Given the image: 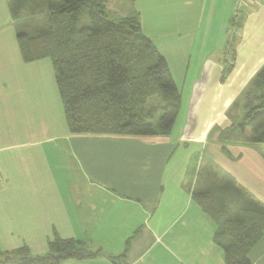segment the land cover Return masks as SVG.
<instances>
[{
    "label": "crops",
    "instance_id": "obj_1",
    "mask_svg": "<svg viewBox=\"0 0 264 264\" xmlns=\"http://www.w3.org/2000/svg\"><path fill=\"white\" fill-rule=\"evenodd\" d=\"M111 1V19L139 16L187 92L185 121L168 136L71 135L51 61L24 62L13 1L0 0V260L45 255L58 237L102 253L61 264H225L192 193L211 160L264 208V145L249 131L221 138L260 95L264 0L238 15V0ZM249 258L264 264V237Z\"/></svg>",
    "mask_w": 264,
    "mask_h": 264
},
{
    "label": "trees",
    "instance_id": "obj_2",
    "mask_svg": "<svg viewBox=\"0 0 264 264\" xmlns=\"http://www.w3.org/2000/svg\"><path fill=\"white\" fill-rule=\"evenodd\" d=\"M12 1L14 18L20 24L25 0ZM45 1L49 4L47 27L34 35L20 30L18 42L24 62L51 61L71 135H170L183 97L167 61L143 34L139 16L111 20L107 0ZM85 10L91 25L80 29ZM240 23V19L236 24L233 21V28ZM252 86L260 95L248 97L242 119L223 132L222 139L235 131L244 135L249 131L252 145H264V67ZM153 97L164 106L148 108ZM196 180L192 198L216 223L214 242L223 249L225 264H251L249 254L264 237V208L211 160L197 167ZM100 256L101 251H89L81 241L56 237L45 255L33 256L23 248L0 264H61Z\"/></svg>",
    "mask_w": 264,
    "mask_h": 264
},
{
    "label": "rangeland",
    "instance_id": "obj_3",
    "mask_svg": "<svg viewBox=\"0 0 264 264\" xmlns=\"http://www.w3.org/2000/svg\"><path fill=\"white\" fill-rule=\"evenodd\" d=\"M25 3H28L27 4L28 8L23 7L20 10V13H21L20 25L21 26H19V30H23L30 35H34L40 31H43V29L47 27V21H48L47 12L49 10L48 1L25 0ZM108 4L111 8L116 9V11L124 10L123 8L127 7V3L124 0H112L110 3L108 2ZM39 12H41V14H39ZM90 25H91V20H90L89 12L85 10L81 13L79 28L82 29L85 27H89ZM175 73H177V71H175ZM183 100H184L183 107L181 108V111L178 117L179 124L185 121L186 114L188 111L187 104H186V100H188V94L186 91L183 93ZM163 106H164L163 102L158 97H153L148 100V104H147L148 108L157 107L160 109ZM159 115H160V110L154 121L155 124L158 121Z\"/></svg>",
    "mask_w": 264,
    "mask_h": 264
},
{
    "label": "built area",
    "instance_id": "obj_4",
    "mask_svg": "<svg viewBox=\"0 0 264 264\" xmlns=\"http://www.w3.org/2000/svg\"><path fill=\"white\" fill-rule=\"evenodd\" d=\"M252 0H238L236 3V15L242 13Z\"/></svg>",
    "mask_w": 264,
    "mask_h": 264
}]
</instances>
